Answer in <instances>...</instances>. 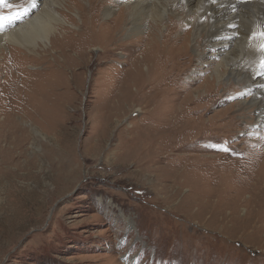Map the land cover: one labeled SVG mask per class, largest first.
I'll return each instance as SVG.
<instances>
[{
    "label": "rangeland",
    "instance_id": "obj_1",
    "mask_svg": "<svg viewBox=\"0 0 264 264\" xmlns=\"http://www.w3.org/2000/svg\"><path fill=\"white\" fill-rule=\"evenodd\" d=\"M27 1L0 0V16L23 9ZM74 3L85 14L79 22L69 17L76 31L57 35L54 48L36 51L40 57L7 44L0 48V87L12 98L0 99V264H264V205L259 212L252 209L251 186L237 184L239 195L230 193L213 211L216 201L188 197L187 187L172 183L174 175L157 183L156 175L165 178L179 169L183 155H224V166L241 158L234 149L256 139L240 132L224 140L218 133L213 148L187 143L170 150L176 143L166 144L173 136L163 132L162 115L171 103L178 114L180 106L192 107L205 94L204 81L213 78L202 62L215 56L205 50L196 60L193 70L200 75L194 82L152 91L135 85L136 92L126 79L143 78L130 67L142 47L102 57L92 35L102 10L96 3ZM13 52L25 63L23 72L5 71L14 66L8 54ZM225 90L220 86L204 119L236 110L239 96ZM21 95L31 97L38 113H21L30 105ZM160 145L165 149L158 151ZM140 148L142 160H133ZM258 213L263 218L254 226L249 221Z\"/></svg>",
    "mask_w": 264,
    "mask_h": 264
},
{
    "label": "bare ground",
    "instance_id": "obj_2",
    "mask_svg": "<svg viewBox=\"0 0 264 264\" xmlns=\"http://www.w3.org/2000/svg\"><path fill=\"white\" fill-rule=\"evenodd\" d=\"M85 1L96 3L102 10V17L101 11L96 16L101 19L94 20L93 27H97V30L92 33L98 44L94 50H99L102 57H107V53L113 55L115 50L121 48L142 47L141 56L134 59L130 67L132 72L140 69L143 78L136 81L134 77H128V86H151L149 91L161 86L179 87L198 79L200 72L193 70V64L204 56L205 50H210L215 60L218 58L217 61L208 58L202 62L208 66L204 72H209L213 79L212 82L204 81L205 94L197 96L191 102L194 104L192 107L186 108L189 103L186 102L187 105L180 106L177 114L176 107L172 103L168 105L160 125L163 132L173 136L170 138L172 141L166 140V144L176 143V146H168L170 150L187 147V143H203L213 148L218 144V133L224 140L240 132L256 139L241 149H234L241 153V158L224 166L221 159L224 155H183L179 159V169L165 178L156 175L157 183L162 181L160 178L167 182L174 175L172 183L178 188L187 187L188 197L194 194L199 201H216L211 206L213 211L218 210L221 199L230 193L233 192L235 197L239 195L241 191L234 192L235 188L241 190V187H236L237 184H245V187L249 185L253 190L252 195H249V203L253 202L252 209L259 212V205H264V0H77L80 4ZM15 3H21V0H15ZM115 7L117 14L113 16ZM61 8L65 12L61 13ZM84 16L74 0H28L23 9L9 16H0V48L7 44L35 59L39 56L36 52L38 49L47 52L54 48L53 40L57 35L66 33L67 29L76 31L69 17L79 22ZM123 38L125 41H122ZM8 54H11L14 66L5 71L13 73L14 68L23 72L25 63H21V57L18 54L13 57L14 52ZM214 80L219 82V86L213 85ZM224 82L229 85L223 87ZM220 86L226 88V93L235 91L239 96L238 104L232 106L236 110L227 108L204 119L220 95ZM135 89L139 92L136 86ZM2 90L0 87V99H3V103L10 101V92ZM23 98L29 103L32 101L29 95H21L20 99ZM28 102L25 103L27 106ZM132 106L135 105H128ZM21 110L26 115L38 113L31 103L27 109ZM136 110L139 113L142 111L140 108ZM2 113L4 109L0 107V115ZM193 114L196 117H191ZM26 125L36 136L44 139L31 124ZM159 142L164 144L165 141ZM125 148L128 150L129 145ZM140 149L141 152L133 160H142L141 154L145 149ZM156 149L165 148L160 145ZM132 151L130 147L126 153L131 155ZM144 170L147 172L148 168ZM203 179L206 184L199 185ZM211 184L213 187L208 190L205 185ZM219 211L216 213L221 214ZM259 218L262 219L263 215L259 216L258 213L249 222L255 226ZM127 222L129 228L133 229L132 221Z\"/></svg>",
    "mask_w": 264,
    "mask_h": 264
},
{
    "label": "snow or ice",
    "instance_id": "obj_3",
    "mask_svg": "<svg viewBox=\"0 0 264 264\" xmlns=\"http://www.w3.org/2000/svg\"><path fill=\"white\" fill-rule=\"evenodd\" d=\"M226 150V149H225Z\"/></svg>",
    "mask_w": 264,
    "mask_h": 264
}]
</instances>
